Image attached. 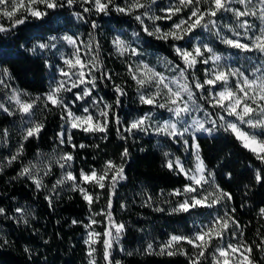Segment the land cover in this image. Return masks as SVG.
<instances>
[{
  "label": "trees",
  "instance_id": "obj_1",
  "mask_svg": "<svg viewBox=\"0 0 264 264\" xmlns=\"http://www.w3.org/2000/svg\"><path fill=\"white\" fill-rule=\"evenodd\" d=\"M141 2L148 3L149 0ZM128 3L129 0H113L107 13H96L93 10L94 4L81 3L80 0L71 7L64 4L63 7L55 9H46L41 4L37 7L46 12L43 17L31 18L25 13L17 12L16 18H23L24 23L13 28L12 21L0 22V25L10 29L0 32V69H7L11 76L10 79H3L5 84L10 83L18 91L27 93L30 97L27 101L42 97L55 87L57 82L63 80L59 70H67L64 59L72 57L76 46L69 45L62 38L71 36L79 43L91 45L90 50L94 56L98 55L101 67L92 72V76L96 77L94 88L89 83L80 84L70 92L62 91L60 95L76 115L85 114L83 109L87 107L94 117L101 120L103 117H99L98 109L103 108L105 103L112 105L106 133L90 134L78 129L71 130L72 144L77 145L76 148L69 143H59L58 133L64 122L61 119L62 109L52 105L45 109L43 101H39L33 109L31 121L16 109L10 108L14 115L0 110V131L8 130L7 142H0V208L5 210L4 214L0 215V264H88V247L84 243L87 233L85 225L91 217L98 221L92 228L101 234L105 231L107 218L93 214L107 211L109 188L100 189L87 183L81 185L94 198L99 196V200H95L91 208L78 191L70 190L71 181L53 191V184L61 178L65 169L53 162L50 174L44 175V166L62 153L73 155L71 167L66 170L78 178L82 170L86 173L93 169L101 172L105 162L109 160L123 166L125 179L116 184L115 193L111 197L112 218L116 223L125 226L119 242L111 249L113 264L115 261L120 264H189V256H195V253L188 243L180 242L173 250L181 249L189 256L160 255V247L172 235L191 237L201 229L203 223H209L217 216H224L226 211L242 226L243 236L239 239L252 246V258L259 264H264V252L256 247L264 240V215L260 212L264 209V182L258 183L255 180L257 171L264 175V163L244 148L234 134L225 131L220 123H211L217 120L216 111L219 112L220 108H213L193 87L197 103L202 107L201 111L195 113L207 129L211 130L195 135L196 143L200 146V156L207 169L214 174L215 185H219L232 196L230 201L222 200L212 208L198 207L188 212L171 211L184 197L170 193L174 189H183L189 184V180L165 166L164 153L182 158L185 165L190 167L192 158L190 153L186 152L181 139L174 140L161 135L155 131L156 127L148 125L147 131H134L131 134L124 131L130 122L148 114L152 105L140 102V92L144 90L138 91L129 74L133 55L130 52L119 55L113 41L120 38L134 44L142 52L135 57L157 67L160 66V59L183 67L173 49V45L180 41L149 36L143 31V27L147 26L151 31L155 24L162 32H167L174 23L186 19L190 12V9H184L171 19L156 21L145 17L144 25H141L134 16L141 14L145 9H139L132 15L116 11V6L127 7ZM169 3V0H156L151 6L150 14L164 17L161 9H167ZM203 7L205 6L202 5ZM85 8L91 11L85 12ZM215 19L221 35L237 38L233 37V33L226 27L235 28L237 25L232 12L218 13ZM250 21L254 25L249 33L250 38L241 34L238 37L240 42L251 44V37H254L261 27L258 19L251 18ZM93 23L95 28L92 27ZM237 31L241 32L239 28ZM214 32L215 29L211 33L214 38L206 39L209 45L222 60L230 62V65L239 68L249 79H253L252 71L255 66L264 62V56L255 51L244 52L229 47L218 41ZM208 34V30H200L196 36L205 38ZM53 36L58 38L55 48L41 50L36 47V51H32L34 46L48 43L49 37ZM192 43L193 41L187 44L189 49ZM204 68V64L198 63L192 70L201 81L204 79ZM104 73L110 75L111 79L104 77ZM188 75L191 83L190 71ZM88 77L91 79V76ZM73 81L79 83L76 77H72L70 83L66 82V87H71ZM5 84L0 85V104H4ZM115 85L121 86L126 93L120 97L119 105L116 104ZM85 88H90L92 95L83 100H76L75 94L81 93ZM203 95L207 97V91ZM93 98L99 101L98 105H93ZM205 113L211 115L206 116ZM117 117L120 120L119 125L115 122ZM164 119L166 114L159 112L155 119L156 124H160ZM38 122L44 125L39 137L23 140L24 131ZM105 135L107 138H102ZM121 135L126 139H121ZM260 136L262 138L264 134L261 133ZM188 140L190 147L191 140ZM20 144H23V153L16 161L7 164L5 158L14 155ZM80 144L87 147L79 148ZM124 149L128 150V156L122 158ZM29 162L37 165L33 169V176L42 179L44 187L37 189L32 179L18 175L22 167L28 166ZM215 185L206 184L204 191H214ZM46 197H52L51 205ZM17 208L23 209L24 212H16ZM231 209H235V212ZM74 220L78 223L73 224ZM100 239L102 241L103 236ZM221 242L236 244L237 239L228 232L223 240L214 241L212 248L219 246ZM149 243L153 246L151 254L146 251ZM95 248L96 264H107L103 258L102 242L97 243ZM210 248L200 264H213V249Z\"/></svg>",
  "mask_w": 264,
  "mask_h": 264
},
{
  "label": "snow or ice",
  "instance_id": "obj_2",
  "mask_svg": "<svg viewBox=\"0 0 264 264\" xmlns=\"http://www.w3.org/2000/svg\"><path fill=\"white\" fill-rule=\"evenodd\" d=\"M76 2L77 0H0V17L12 21V27L14 28L17 25L24 23L23 18H16L18 11L40 18L46 15V12L40 11L37 5L42 4L46 9H55L57 7H63L64 4L71 7ZM80 2L92 3L94 4L96 12L107 13L109 5L113 3V0H106V2H102V0H80ZM155 3L156 0H149L148 3H142L141 0H129L127 7L116 6V11L132 15L139 9H145L141 14L134 16L136 21L141 25H144L145 17L153 21L171 19L172 16L180 13L184 9H190L187 18L181 19L179 23H174L172 28L167 32H162L160 27L155 24L153 30L150 31L147 26H144L143 31L149 36L155 35L157 39H172L179 41L184 39L185 35L190 34L198 27L206 29L209 32H212L215 29L214 34L223 44L232 48L240 49L244 52L255 51L264 56V0H255V3L254 0H177L176 5L170 6L167 9H161V11L166 13L164 17L150 14L152 11L151 6ZM233 3L242 5L243 8H233L231 7ZM202 5L205 7L202 8ZM84 11L88 12L91 11V9L85 8ZM220 12H232L233 16L236 18V27H229V30L233 33V37L237 38H229L221 35L220 27L215 19ZM249 16L258 19L261 22V27L259 28L260 34L251 37V44L241 43L238 39V37L241 36V32L237 31V28L243 29L245 35L254 28V25L248 20L241 19ZM92 27L95 28L96 25L93 23ZM9 30L10 29L5 28L3 25H0V32H6ZM57 39L58 38L54 36L49 37L48 43H39L37 46L33 47L32 51L35 52L36 47L41 50L55 48V41H57ZM62 39L69 45L76 46L77 42L71 36H64ZM113 44L119 55H124L128 52H130L131 55H138L135 48H130V46L120 38H116L113 41ZM88 47L91 49V45H88ZM173 47L175 53L183 63V67L180 65L172 66V70L178 72L177 77L169 79L164 76L163 73L156 72L154 68L143 63H141L136 69H133L132 66L129 65L128 71L131 78L135 81L138 91L149 86H154L155 88V91L150 94L140 92L139 99L141 103L154 105L159 108H166L172 113L173 119L158 125L155 131L171 137L174 140L177 138L183 140L186 149L189 147V140L184 139L185 134H189L192 137L190 147L193 149L196 161L194 168H186L179 157L172 159L169 158L170 153H164V156L166 157L165 166L169 170L183 175L190 181V183L185 185L183 189H174L173 192L170 193V195L186 197L171 211L188 212L190 209L196 207L212 208L222 200L230 201L232 199L230 193L225 192L219 187V185H215L214 174L207 169L200 156V146L196 143L195 133L199 131L210 132L211 130L205 128L204 122L192 115L193 112L202 110L201 105L197 103L196 93L193 91V87L201 93V98L206 99L213 108H220L226 112L228 116L235 118L236 122H233L225 120V117L222 115L219 116V120L224 122L220 126L223 127L225 131H230L234 134L244 148L251 151L256 156V159L261 161V163H264V139H261L255 133L244 131L239 126L246 124L249 128L260 129L261 133L264 134V62L254 67L252 71L254 78L249 79V77L239 68L232 69L230 67H222L220 65L222 57L208 44L196 45L191 51L175 45ZM96 48L98 50V44L96 45ZM206 53L208 54L207 56L205 55ZM198 63L204 65L211 64L212 67L205 68V78L203 81L196 77L193 72L191 83H189L188 72L189 70H194ZM64 64L67 66V70L60 69V75L67 78V80L76 77L79 83L73 81L71 87H66V80H61L57 82L56 86L52 87L43 97H36L31 101L22 100L21 93L14 90L10 100L14 101L16 111L22 116H28L31 121V117L34 115L33 109L39 101H43V108L45 109H47L49 105L62 109L61 119L64 121L65 125H67L68 129H78L84 133L90 134L106 133L109 124V111L112 109L111 104L105 103L103 108L98 109L99 117H103L101 120L94 117L87 107L83 109L85 115H76L71 111L68 104L60 95L62 91L70 92L72 88H77L80 84L89 83L93 88L95 87L96 77L92 76V72L99 70L101 67L98 55L94 56L91 61L85 62L80 56V49L76 47L72 57L64 59ZM89 65H91V67H89ZM86 69L87 72L85 71ZM257 73H259V75H256ZM86 76H91V79L86 80ZM3 77L11 78L7 69H0V85L5 84ZM104 77L111 79L110 75L107 73H104ZM232 78H235L236 82L234 85L230 86V80ZM217 85L222 86L220 91H214ZM114 90L117 93L116 104L119 105L121 103L120 97L126 95V93L119 85H115ZM205 91L208 93L207 97L203 95ZM162 94L165 97L164 102L157 103ZM24 95H27V93H24ZM91 95L92 90L90 88H85L81 93L75 94L76 100H83L85 97H90ZM185 96L187 99H185ZM92 103L95 106L99 104V101L93 98ZM0 110L8 115L15 114L3 104H0ZM205 115L207 116L211 114L205 113ZM150 118L151 114H146L145 116L130 122V124L124 128V131L129 134L134 131H147L146 125ZM115 122L117 125L120 124L118 117ZM211 123L215 125L216 121L213 120ZM43 127L44 125L42 122L34 123L24 131L23 140L39 137ZM117 131L119 132V128ZM7 137V129L0 131V142L6 143ZM58 138L60 144L67 142L71 144L73 148L77 147V145L72 144L73 137L63 128V126L62 131L58 133ZM102 138L106 139L107 137L105 135ZM121 139H126V137L121 135ZM78 147L85 148L87 145L80 144ZM22 153L23 144H20L14 155L5 158L7 164L10 165L13 161H16ZM121 155L122 158L128 156V150L124 149ZM73 160L74 157L71 153H62L54 161L49 160L45 164L44 175L50 174L53 162L58 164L61 169H65L61 178L57 179L53 184L52 190L55 191L58 186L71 181L70 190L78 191L82 198L88 203L89 208H91V205L95 200H99V196L97 195L94 198L93 195L81 185L87 183L93 184L100 189H105L106 187L109 188L107 211L93 214L94 216L104 215L108 220V225L102 234L96 232L92 228V225L98 223V221L90 217L89 223L85 225V228L88 229V231L87 239H85L84 243L88 246V264H96L94 257L96 248L94 245L101 242L103 244L104 260L107 264H113L111 249L114 244L119 242L125 226L116 223L112 218L111 197L115 193L116 184L120 180L125 179L123 166L116 165L109 160L105 162L101 172L98 173L93 169L91 172L86 173L82 170L78 178L73 175L71 171L66 170L71 167V162ZM36 167V164L29 162L28 166L22 167L18 175L29 177L35 183L37 189H39L44 187V184L42 179H37L36 176H33V169ZM0 171H2V166H0ZM205 173H207V175ZM255 180L258 183L264 182V175H262L260 171H257ZM205 184L215 185L214 191L202 192L201 190ZM46 199L51 205L52 197H46ZM156 210L163 211V209ZM231 211L235 212V209H231ZM4 212L5 210L0 208V215H3ZM16 212L23 213L24 210L17 208ZM260 212L261 215H264V209H261ZM25 223H27L26 220ZM72 223L76 224L78 221L74 220ZM241 229L242 226L239 222L226 211L224 216L215 217L209 225L202 226L201 229L191 237L182 235L170 236L169 240L160 247L159 254L168 256H174L177 254L189 256L187 252H184L181 249L173 250L180 244V242L184 241L196 250L195 256H189V264H200L201 259L205 257L206 252L212 246V241L214 239L223 240L225 234L231 232L232 237L237 239V243H227L223 246L216 247L213 254V264H233V260H235L236 264H259L258 261L252 258V246L247 245L244 241L239 239V237L243 236V231ZM101 236H103L102 241L100 239ZM4 242L7 243V241ZM256 247L259 248L261 252H264V240H262ZM25 250L28 251L27 249ZM146 251L149 252V254L152 253L153 246L151 243L147 245ZM129 255H131V253H129ZM115 264H120V262L115 261Z\"/></svg>",
  "mask_w": 264,
  "mask_h": 264
},
{
  "label": "rangeland",
  "instance_id": "obj_3",
  "mask_svg": "<svg viewBox=\"0 0 264 264\" xmlns=\"http://www.w3.org/2000/svg\"><path fill=\"white\" fill-rule=\"evenodd\" d=\"M170 1V3L168 4V7H170V6H174L175 4H176V2H177V0H175V2H172V0H169ZM255 3V2H254ZM231 7H233V8H243V6L242 5H239V4H235V3H233L232 5H231ZM93 10H95L94 9V5H93ZM18 12H21V13H25V12H22V11H18ZM96 13H98V12H96ZM99 13H103V12H99ZM221 13V12H220ZM26 14V16H29V17H31V18H37V17H33V16H31V15H29V14H27V13H25ZM163 14H165L166 15V13L165 12H163ZM75 16V18H77V16L76 15H74ZM251 18H254V17H243V18H241L242 20L243 19H246V20H248L250 23H251V21H250V19ZM8 21H10V20H8L7 18H3V17H0V22H8ZM227 28H229V26L227 27ZM200 30H203V31H206V29H203V28H196V29H194L190 34H188V35H185L184 36V39H182V40H179L180 42L179 43H177V44H175V46H179V47H182V48H184V49H187V50H189V51H191L193 48H194V46H196V45H202V44H208L209 45V43L206 41V39L207 38H210V39H212V38H214V36H213V34H211L212 32H209V34H210V36H209V34L208 35H206L207 37H205V38H202L201 36H196V33H197V31H200ZM241 30V34H243L244 35V37H246V38H250L249 37V33L251 32H248L246 35L244 34V30L243 29H240ZM169 31V30H168ZM260 33H259V31L255 34V35H259ZM204 39V40H203ZM216 39L218 40V41H220V39L216 36ZM122 40V39H121ZM193 41V43H192V46H191V48L189 49L188 48V46H187V44L188 43H190V42H192ZM77 43H76V47H78L79 49H80V56H81V58L85 61V62H89V61H91L92 60V58L94 57V54L91 52V50H90V48L88 47V45L89 44H85L84 42H78V41H76ZM127 45H129L130 46V48H135L136 50H137V53H138V55H140V54H142V52L134 45V44H130L129 42H125ZM241 43H243V42H241ZM174 46V45H173ZM210 46V45H209ZM75 47V48H76ZM211 47V46H210ZM173 49H174V47H173ZM138 55H133V59L131 60V63H130V65L132 66V68L133 69H136L141 63H143V64H146V65H148V66H150L151 68H154L155 69V71L156 72H159V73H163L164 74V76H166V77H168L169 79H171V78H174V77H177L178 76V72L177 71H173L172 70V66L174 65V64H172V63H169L168 61H166V60H164V59H160V66L159 67H157V66H155V65H152V64H149L146 60H141V59H138V58H136L135 56H138ZM206 55V54H205ZM208 55V54H207ZM206 55V56H207ZM220 65L222 66V67H224V68H232V69H235L236 67L235 66H232V65H230V62H228V61H224V60H221L220 61ZM205 66V68L206 67H212V65L211 64H209V65H204ZM89 67H91V65H89ZM205 68H204V70H205ZM86 72H87V69L85 70ZM190 72H191V74L193 73L192 72V70H189ZM205 78V77H204ZM63 80H66V82H68V83H70L69 81L70 80H67V78H65V77H63ZM86 80H89V77L88 76H86ZM235 82H236V80H235V78H232L231 80H230V86H232V85H234L235 84ZM222 89V86L221 85H217V87L215 88V90L214 91H220ZM18 91L17 89H15V88H13L12 86H11V84L10 83H7V84H5V90H4V106H6V107H8L9 109L10 108H13V109H16V105H15V103H14V101H12V100H10V97L13 95V91ZM144 90V93L145 94H150L151 92H153V91H155V88H154V86H149V87H147V88H145V89H143ZM18 92H20L21 93V99L22 100H26L27 101V99H29L30 97L28 96V95H24V93H22L21 91H18ZM46 94V93H45ZM45 94H43L42 95V97L45 95ZM164 99H165V97H164V95L162 94L161 95V97L158 99V101H157V103H163L164 102ZM185 99H187V97L185 96ZM159 112H162V113H165L166 114V119H164L162 122H160V124H156V117L159 115ZM148 114H151V118L147 121V125L148 126H150V127H157L158 125H161V124H163L165 121H168V120H170V119H173V116H172V113H170L166 108H159V107H156V106H154V105H152V110L148 113ZM82 115H85V114H82ZM192 115L193 116H195L197 119H200L198 116H197V114L195 113V112H193L192 113ZM224 116L225 117V120H227V121H233V122H236L235 121V118L234 117H231V116H228L227 115V113L226 112H224L222 109H220V111L218 112V111H216V116H217V120H216V122L217 123H220V124H223L224 122L223 121H220L219 120V116ZM25 118H29L28 116H24ZM201 120V119H200ZM202 121V120H201ZM238 123V122H237ZM205 125V124H204ZM62 126H63V128L64 129H66L67 130V132L68 133H70L71 132V130H73V129H68L67 128V125H65V123L63 122V124H62ZM244 131H246V132H249V133H255L258 137H260L261 138V130L260 129H252V128H249L246 124H243V125H239ZM205 128H207L206 127V125H205ZM61 131H62V129H61ZM60 131V132H61ZM59 132V133H60ZM206 131H199V132H196L195 133V135L196 134H198V133H205ZM161 135H163V134H161ZM165 136V135H164ZM168 137V136H167ZM169 138H171V137H169ZM264 137H262L261 139H263ZM171 139H173V138H171ZM184 139H190L191 140V143H192V137H191V135H189V134H185V137H184ZM182 142H183V140H182ZM65 143H67V142H65ZM191 145V144H190ZM188 151V153H190V155H191V158H192V165L190 166V167H187L186 165H185V163H184V160L182 159V158H180V160L182 161V163L184 164V166L186 167V168H194V166H195V163H196V161H195V156H194V154H193V149L191 148V147H188L187 148V150H186V152ZM169 158H172V159H174L175 157H173V156H170ZM189 183H190V181H189ZM205 187H206V184L203 186V189L201 190L202 192H205L204 191V189H205ZM192 195H194V194H192ZM184 198H183V200L186 198L185 196H183ZM182 200V201H183ZM181 201V202H182ZM196 208H198V207H196ZM213 220H210V222L209 223H203L202 224V226H205V225H209L211 222H212ZM86 231H88V229H86ZM86 239H87V233H86ZM214 241H217L216 239H214L213 241H212V245L214 244ZM182 242H184V241H182ZM186 243V242H185ZM228 243H232V242H228ZM225 244H227V243H224V242H221L220 243V245L219 246H223V245H225ZM191 246V245H190ZM88 247V246H87ZM94 247H95V245H94ZM192 247V246H191ZM218 247V246H217ZM216 248V247H215ZM215 248L213 249L212 248V246H211V250L213 249V254H214V252H215ZM194 255H196V250L194 249ZM213 254H212V256H213ZM233 264H236V262H235V260H233Z\"/></svg>",
  "mask_w": 264,
  "mask_h": 264
}]
</instances>
